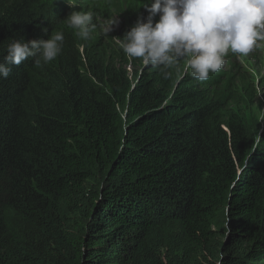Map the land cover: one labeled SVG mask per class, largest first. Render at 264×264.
<instances>
[{
    "label": "trees",
    "instance_id": "1",
    "mask_svg": "<svg viewBox=\"0 0 264 264\" xmlns=\"http://www.w3.org/2000/svg\"><path fill=\"white\" fill-rule=\"evenodd\" d=\"M74 3L0 0V62L64 35L0 77V264H264V71L198 81L181 60L164 79L117 42L137 0ZM74 10L94 13L87 40Z\"/></svg>",
    "mask_w": 264,
    "mask_h": 264
},
{
    "label": "clouds",
    "instance_id": "2",
    "mask_svg": "<svg viewBox=\"0 0 264 264\" xmlns=\"http://www.w3.org/2000/svg\"><path fill=\"white\" fill-rule=\"evenodd\" d=\"M67 3L76 6L74 0ZM141 7L147 16L138 18L123 38L117 39L127 56L162 70L164 79L172 75L168 69L185 60V72L206 81L220 71L229 53L248 56L264 41V0H144ZM64 21L83 40L96 28L91 11L74 10ZM118 24L117 15L112 16L104 34ZM63 42L59 31L46 40L12 39L0 62V77L7 78L11 65H20L30 57L35 58L37 67L54 61Z\"/></svg>",
    "mask_w": 264,
    "mask_h": 264
},
{
    "label": "rangeland",
    "instance_id": "3",
    "mask_svg": "<svg viewBox=\"0 0 264 264\" xmlns=\"http://www.w3.org/2000/svg\"><path fill=\"white\" fill-rule=\"evenodd\" d=\"M138 5L141 6L144 0H137ZM157 19H159V14L156 16ZM117 19H120L117 16ZM120 24L116 25V28ZM117 42H119L117 40ZM260 47L254 49L248 56H240V55H234L232 53H229L225 57V65L229 63V61L234 60L240 67H244L248 69L255 78L257 79L261 73H263V67H264V41L259 42Z\"/></svg>",
    "mask_w": 264,
    "mask_h": 264
},
{
    "label": "bare ground",
    "instance_id": "4",
    "mask_svg": "<svg viewBox=\"0 0 264 264\" xmlns=\"http://www.w3.org/2000/svg\"><path fill=\"white\" fill-rule=\"evenodd\" d=\"M54 3H55V2H54ZM53 6H54V5H53ZM155 20H158V19H155ZM182 66H183V68H181V69H182L181 71H182V73H183V72H185L186 61L184 62V64H183ZM225 69H226V68L222 67V68L220 69V72H221V71H224ZM187 73H190V72H186V74H187ZM221 73L224 74V72H221ZM186 74H185V75H186ZM183 78H184V75H183V76L181 75L180 79H183Z\"/></svg>",
    "mask_w": 264,
    "mask_h": 264
}]
</instances>
